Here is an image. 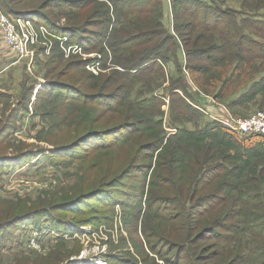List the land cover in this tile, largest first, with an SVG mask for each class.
Returning a JSON list of instances; mask_svg holds the SVG:
<instances>
[{
  "label": "trees",
  "instance_id": "trees-1",
  "mask_svg": "<svg viewBox=\"0 0 264 264\" xmlns=\"http://www.w3.org/2000/svg\"><path fill=\"white\" fill-rule=\"evenodd\" d=\"M17 1L0 0L7 10L23 16V11L9 8ZM44 2V8L63 9L70 24L56 26L39 11L23 17L46 23L86 52L108 45L115 56H125V63L122 69L96 76L86 69L92 58L75 56L65 66L81 68L68 77L72 83L47 76L35 104L42 102L46 112L49 107L44 103L61 109L48 134L54 138L45 139L53 148L31 144L12 154L0 153V168L42 157L52 164L75 161L81 176L43 199L2 203L0 198V231L22 223L42 228L50 222L63 254L40 258L36 264H78L72 257L80 256V240L76 239L78 250H68L64 243L67 233L77 232L71 225L109 223L119 205L133 238L123 239L125 247L116 252L104 254L106 264H159L157 259L163 264H264V133L234 130L208 119L202 108L191 104L177 52L179 76L170 86L173 119L168 122L175 132L169 133L160 117L163 99L153 94L131 98L137 84L164 76L171 58L162 51L180 48L164 23L163 1ZM173 2L175 29L187 49L185 65L191 80L222 100L251 85L238 101L230 102L232 106L263 94L264 0H245L242 12L212 0ZM112 13L124 24L117 27ZM55 55L51 61H62L61 53ZM107 61L104 55L102 69ZM36 87H27L6 116L0 144Z\"/></svg>",
  "mask_w": 264,
  "mask_h": 264
},
{
  "label": "rangeland",
  "instance_id": "rangeland-1",
  "mask_svg": "<svg viewBox=\"0 0 264 264\" xmlns=\"http://www.w3.org/2000/svg\"><path fill=\"white\" fill-rule=\"evenodd\" d=\"M44 1L45 0H18L16 4H14V7L10 6L9 8L23 11V16H27L29 11H32L31 13L39 11L49 23H53L56 26H66L70 24L68 16L63 14V9L58 6L44 8L45 5H47ZM162 1L161 11L164 23L178 41L180 48L178 51L175 49H168L167 52L165 50L162 51L164 54L167 53L171 58V60L165 64L164 76L148 78L146 83L137 84L131 92V98L137 100L148 94H153L163 99V114L160 117L163 118V121H165L167 127H169V133H174L175 129L171 128L168 122L173 119L172 108L170 106V86L173 80L177 79L179 76L175 62V53L177 52L180 56V63L183 62L184 64L182 66L183 72L185 73L184 80L188 87L187 92L189 91L191 95L189 99H187L191 104L194 106L196 105L195 107L197 108L198 105H200L199 107H201L204 112L200 110L205 117L208 119L210 117V119L212 118L213 120H216L215 118H219L220 120H230L231 118L248 119L257 115L259 110H263L264 93L257 95L252 101L243 104H234L235 106L230 104V102L233 103L234 100L238 101V97L251 86L249 84L231 92L222 100L217 98L214 93H207L191 80L188 66L185 65L187 49L180 41V36L175 29L174 2L173 0ZM212 1L224 8H232L239 12L245 10L242 7L245 0ZM108 4L110 3L108 2ZM95 9L100 11L101 7L96 6ZM0 10L10 18L18 17V14L7 10L1 2ZM70 11L71 9H68L66 13ZM112 17L117 27L124 24L123 20L119 19L115 13H112ZM30 19L35 23L34 19ZM44 25L52 35L57 34L55 31L51 30V26L49 27L46 23ZM90 29L98 33L104 32V29L98 27H91ZM0 35L2 36L1 31ZM99 38L102 39V37ZM44 42L47 43L48 46L45 45ZM4 45L7 47V50L1 49L2 44H0V127L5 123L6 116L9 115L11 109L18 105L27 87L38 84L36 89H34L28 106L21 109L15 116L13 122L15 126L8 134L7 139L0 144V153L9 152L12 154L15 149H24L31 144L51 149L53 146L49 142H46L45 139L54 138L48 134L53 121L59 119L58 114L61 113V109L59 106L44 103V105L49 107L47 108L49 112H46L44 107L41 106L43 105L42 102L40 103L39 101L35 104L36 94L41 91L40 89L43 83H46L47 76L72 83L68 77L70 75L76 76L77 72L81 71V68L67 70L65 66L68 61H71V59L77 55H67L58 43V40L50 35L40 37L39 43L37 44L29 45V54L24 57H20L14 53L6 43ZM56 52L61 53L63 56L62 61H58L57 63L56 61H51L57 59L58 56L55 55ZM86 53L92 56L90 58L99 55L102 56V59L104 55L108 58L106 67H104L103 72H99V74L110 73L113 69H122L121 66L125 63V56H115L108 45L104 46L100 44L96 49H91ZM49 69H52V71H49ZM263 75L264 70L260 76ZM203 115L202 119L205 118ZM215 122L222 123L218 120ZM222 124L225 125L224 123ZM182 126L190 129L194 128L193 124H184ZM80 176V168L75 161L70 165H65L61 162H59V164H52L42 157L24 165L2 167L0 168V198L3 200L1 202L15 201L17 199H29L33 201L43 199L46 198L47 193H53L67 185L78 182ZM114 211V218L109 223H103L98 226L87 225L81 227L71 225V228L77 232L75 235L67 233L64 243L68 250H73L75 248L78 250L79 247L76 239L80 240L79 242L82 244V248L79 250L80 256L77 257V255H75L72 257L78 261V264H106L104 254L116 252L119 248L125 247L122 242L123 239L130 242L131 238H133L131 237L129 229L123 223L119 205L116 206ZM52 231V223L50 222H46L42 228L29 223H22L12 228H4L0 231V264H36V260L40 258L43 259L46 256L60 257L63 252L59 253L60 249L58 250V248L59 244L62 245V243L57 241L59 234ZM66 248L64 250L68 252ZM151 255L154 256L153 254ZM157 262L163 264V260L161 259H157Z\"/></svg>",
  "mask_w": 264,
  "mask_h": 264
},
{
  "label": "built area",
  "instance_id": "built-area-1",
  "mask_svg": "<svg viewBox=\"0 0 264 264\" xmlns=\"http://www.w3.org/2000/svg\"><path fill=\"white\" fill-rule=\"evenodd\" d=\"M0 31L5 43L10 49L20 57L29 54V45L39 43V38L50 35L58 40V43L67 55H79L84 60L92 57L86 53L84 48L78 43H72L69 36L55 34L52 35L44 24H37L31 21L28 17L18 16L10 18L0 10ZM45 45L47 43L44 42ZM48 46V45H47ZM92 61L86 64V69L93 74L98 75L103 72L102 56H94ZM200 105H198V108ZM264 110V109H263ZM259 110L257 115L252 118H231L230 120L215 118L234 130L250 133H264V111ZM212 116V115H211Z\"/></svg>",
  "mask_w": 264,
  "mask_h": 264
},
{
  "label": "crops",
  "instance_id": "crops-1",
  "mask_svg": "<svg viewBox=\"0 0 264 264\" xmlns=\"http://www.w3.org/2000/svg\"><path fill=\"white\" fill-rule=\"evenodd\" d=\"M4 43V41H3V38H2V36L0 35V44H2V46H1V49H6L7 50V47L3 44ZM9 51V50H8ZM14 58V57H13ZM38 84V83H37Z\"/></svg>",
  "mask_w": 264,
  "mask_h": 264
}]
</instances>
